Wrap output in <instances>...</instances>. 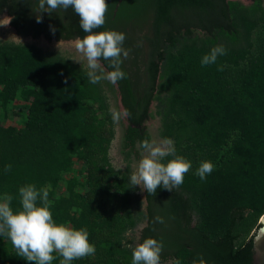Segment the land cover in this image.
Instances as JSON below:
<instances>
[{
    "label": "trees",
    "instance_id": "16d2710c",
    "mask_svg": "<svg viewBox=\"0 0 264 264\" xmlns=\"http://www.w3.org/2000/svg\"><path fill=\"white\" fill-rule=\"evenodd\" d=\"M107 3L105 24L94 31L123 32L130 49L121 65L126 78L116 84L90 83L89 70L60 52L0 41V196L10 194L16 210L20 187H48L54 221L86 228L96 248L71 264H132L128 234L141 224L139 244L150 237L163 244L160 264H255L264 216V0ZM4 14L22 37L87 35L71 7L42 13L37 23L38 0H0ZM216 45L226 54L202 66ZM100 63L105 73L113 70ZM108 91L119 94L126 117L122 171L110 159L116 122ZM19 95L31 99L27 123L6 126ZM154 119L159 136L197 163L196 171L203 161L216 163L205 180L189 170L180 187L157 188L154 196L130 185V166L141 159V142L152 141L147 123ZM156 216L165 223L154 222ZM53 255L52 264H60ZM0 264L31 262L0 236Z\"/></svg>",
    "mask_w": 264,
    "mask_h": 264
},
{
    "label": "clouds",
    "instance_id": "9594fccd",
    "mask_svg": "<svg viewBox=\"0 0 264 264\" xmlns=\"http://www.w3.org/2000/svg\"><path fill=\"white\" fill-rule=\"evenodd\" d=\"M69 7L79 16L80 27L87 33L79 40L76 48L87 61L90 83L96 84L106 79L116 84L125 79L126 73L122 71L121 65L130 54V49L123 47L126 34L115 30L94 31L105 24L107 0H38L39 14L36 15V22H43L42 13L51 16L58 9L66 11ZM49 29L54 35L55 26L49 25ZM225 54V47L216 45L202 57L201 65L215 64L217 58ZM101 59L108 61L113 70L105 73ZM218 70L222 71L223 67L218 66ZM112 118L118 120L119 113L113 110ZM141 148L143 154L129 178L132 187L140 186L142 191L154 196L157 188L172 192L183 184L185 174L192 165L183 156L176 154L171 140L156 143L145 139L141 142ZM169 156L173 158L163 162ZM213 168L210 161H203L196 175L205 180ZM10 170L11 165H6L4 171ZM19 198L21 207L14 210L11 207L13 197L7 193L0 196V236L10 239L19 257L31 264H52L56 258L53 253H58L62 257L60 264H71L73 260L95 254V245L89 242L86 228L77 229L54 221L48 187L37 189L34 184H26L19 188ZM154 222L163 224L165 220L156 216ZM162 249V242L146 238L133 249L132 264H160ZM257 255L264 259V253L258 252ZM192 264L205 262L203 259L199 262L194 259Z\"/></svg>",
    "mask_w": 264,
    "mask_h": 264
},
{
    "label": "rangeland",
    "instance_id": "374dc122",
    "mask_svg": "<svg viewBox=\"0 0 264 264\" xmlns=\"http://www.w3.org/2000/svg\"><path fill=\"white\" fill-rule=\"evenodd\" d=\"M260 33V30L255 33V39L257 38L258 34ZM0 41H11L16 43H31L36 44L39 47L57 51L63 54L65 57L71 59L73 62L83 66L84 68L88 69L87 67V61L83 57V55L78 52L76 45L79 42V40H72V41H48L44 37L34 39L31 37H22L17 34V32L11 27L10 25V17L7 14H4L0 17ZM104 69V68H103ZM89 70V69H88ZM107 90V88H106ZM109 97V103L111 111H116L119 113V119L116 120V134L115 139L113 140V143L111 145L110 149V159L113 164V166L117 170H126L127 163L124 159V156L121 153V141L123 136V125L126 124V117L124 113V109L121 104L120 96L117 92H107ZM30 100L28 97H23L22 95H19L14 103V111L10 113L9 116L4 118V124L6 126H15L17 128H23L25 127L27 123V113H26V106L30 104ZM149 130L152 135V141H155L156 143H160L161 141L165 140L159 136L158 127H159V121L158 119H154L152 121H149L147 123ZM172 141V140H171ZM173 142V141H172ZM174 146V142H173ZM143 154V151L141 152V156ZM224 155V151L221 152L220 156ZM193 159V158H192ZM191 162L192 167L190 168L191 171L196 172L195 168L197 166V163H195L193 160H189ZM139 160L133 159L132 164L130 166L131 172H134L136 170V167L138 165ZM214 166H216V163H213ZM74 169L76 172L79 170H82V166L80 164H76L74 166ZM72 175L66 174V177H69ZM63 186V184H62ZM140 187V186H139ZM64 188V187H63ZM141 189V188H140ZM141 195L144 196V191H140ZM264 217V216H263ZM263 217L260 219V221L263 219ZM144 225H138L136 229L128 234V236L134 241V246L136 247L139 244V239L141 235V231L143 229Z\"/></svg>",
    "mask_w": 264,
    "mask_h": 264
},
{
    "label": "water",
    "instance_id": "95a60500",
    "mask_svg": "<svg viewBox=\"0 0 264 264\" xmlns=\"http://www.w3.org/2000/svg\"><path fill=\"white\" fill-rule=\"evenodd\" d=\"M262 223V227L259 229L257 236L255 237V264H264V259L258 258L257 253H264V217L260 221Z\"/></svg>",
    "mask_w": 264,
    "mask_h": 264
}]
</instances>
